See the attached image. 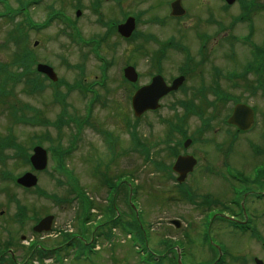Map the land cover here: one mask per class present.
Wrapping results in <instances>:
<instances>
[{
    "label": "rangeland",
    "instance_id": "374dc122",
    "mask_svg": "<svg viewBox=\"0 0 264 264\" xmlns=\"http://www.w3.org/2000/svg\"><path fill=\"white\" fill-rule=\"evenodd\" d=\"M20 2H29L30 0H19ZM199 0H185V6L188 11L186 16L180 20L165 19V24L161 25L151 18L162 17L167 15L166 4L167 0H158L159 6L154 5L151 0H131L124 7L125 12L131 11L133 13H142L137 30L144 34H149L155 39L164 41L169 36H175V42H179L178 48L167 53L164 61V74L168 78L176 73L179 66L184 64L185 55L181 48L187 49L191 56H194L195 61H199L197 55V37L196 33H203L213 36L216 33V27L209 23L210 17L222 25L223 31L219 32L218 38H212L206 43L205 59L202 63V75L205 81L211 77L214 67H218L223 74L237 71L240 73L241 66L251 59L249 53V46L244 43L243 37L248 33V25L246 22L235 23L233 20L240 14V6L235 4L227 10H222L221 7L214 0H205L204 6H200ZM3 2L4 0H0ZM40 5H28V18L36 24H41L47 19L48 9L47 5L52 6L53 9H60L65 15L71 19H75L74 2L73 0H40ZM8 7L12 11L19 9L20 3L18 0H7ZM89 0L83 1V9L79 19V28L82 36L85 39L97 37L104 33V29L96 25L94 17H92L86 10L90 6ZM264 0H259L257 9L251 14L253 23V33L251 42L255 45H260L263 41L264 35V11L262 6ZM103 4V9L107 7ZM208 7V8H207ZM51 8V7H50ZM4 7L0 4V12ZM26 17L19 15L14 20H0V44L4 46L0 49V64L6 65L7 69L4 72H14L20 67L13 65L15 59L16 45L10 37L11 28L13 25ZM118 21V20H116ZM62 25L57 21H53L48 27L41 31H29L28 46L32 50L31 54L33 63H49L57 73L58 77L63 79L68 85L81 82L88 84L90 88L89 95L83 97L75 88L69 89L66 85H61L57 90L64 95L65 105L68 117L84 122V111L87 99H90L91 106L88 114L89 122L81 129H77L73 122L57 126L61 113V105L53 101L54 89L46 82L44 89L32 96L21 90L23 84L18 83L19 87L6 83L3 88H7L14 92V97L11 99V105H14L15 100L19 101L16 110L12 117L9 116L7 110L13 106L7 103L0 102V136L8 134V127L19 142L27 149L29 138L34 134L41 136L44 133L49 135V140L56 145L59 142L62 149L70 147V141L74 134H78L73 140L75 144L72 152L64 157V164L71 175L77 179L78 185L82 190L87 191L95 202V210L92 212L91 219H95L99 215L98 209L104 208L107 188L101 183L100 173H107V177L112 180L117 175H129L132 180L137 182L135 199L132 204L140 211L141 223L147 232V246L154 255H160L165 250L173 248L179 251L182 264H201L202 262L213 261L214 257L208 254L203 249L204 244H200L202 237V223L204 220V213L209 208L202 201L204 196H210L209 201L219 202L222 204L228 203L231 197L229 193V185L222 183L218 179L209 177H199L196 174L187 181L190 187V199L194 204L201 205L199 208L193 207L190 201L187 200L184 194L177 191V188L164 180L160 175L153 172L151 165L145 162L138 152L135 151L132 145L131 128L125 124L130 122L134 124L133 116L130 109L129 95L131 88L127 85L123 86L121 83V69L120 65L132 60L137 65V70L140 75L141 82L147 81V76L152 72L149 67L147 58L142 57L141 52L134 53L138 49L142 40L136 38L131 42L119 41L117 36L107 38L98 48L96 52L98 56L102 57L109 66L103 65V61L98 59L91 46L86 48H78L69 43V39L62 32ZM225 32V33H223ZM215 37V36H214ZM36 42V45H34ZM16 44V45H15ZM178 44V43H177ZM107 46H111L107 47ZM144 49L149 53L155 51L156 44L149 42L143 45ZM199 49V45H198ZM233 52V56L230 55ZM132 55H135L132 58ZM62 57L69 64L83 63V74L80 76L79 72L70 69L64 65ZM36 59V60H35ZM115 61V64H114ZM34 64V66H35ZM105 66V67H104ZM104 67V69H103ZM104 70V73L102 72ZM20 71V70H19ZM225 72V73H224ZM103 74V75H102ZM103 76V77H102ZM203 78V80H204ZM222 79V80H221ZM221 82L218 84L220 91L226 93L228 96H238L242 101L248 105L255 107L256 119L255 127L246 134H240L236 141L234 151L230 150L227 161L233 160V165L236 169L251 171V168L259 163L264 162V95L259 91L256 96L250 95L249 90L246 89L245 82L238 83V79L234 81L225 80L221 77ZM62 80V81H63ZM196 81L193 79L187 87H197ZM234 84V85H233ZM254 85L253 82H251ZM205 86H211L210 83ZM178 97V95L176 96ZM173 99L168 98L162 101V108L154 115H146L141 119L140 125L137 126V134L143 140H147L148 145H152L155 141L164 138L166 131L164 123L160 119H169L173 115L168 107L172 104ZM30 107V112L42 111L41 119L45 121L48 126H30L23 125V123H30L32 121L31 113L26 114L25 106ZM229 106V105H227ZM210 111L208 110V113ZM224 113H220L219 116ZM67 117V116H65ZM62 117L61 119H65ZM90 117V118H89ZM23 122V123H22ZM147 124H151L148 127ZM77 125H80L77 122ZM214 127L206 135H201V139L210 140L204 144L200 142L192 150L197 152L199 162L208 161L214 162L220 160L222 157L213 148L215 143L227 144V137L223 134V128L219 121H213ZM198 126L196 120H192L188 126L190 131H194ZM101 132L112 134L110 139L114 143V150H110L111 145H107L104 141V136ZM250 143L258 145L262 153L258 156L254 155L252 148H249ZM49 142L43 139L44 147L49 146ZM162 148H152V157L158 159L157 152ZM198 148V149H197ZM7 155H11V149L4 151ZM235 152V155H231ZM237 154V155H236ZM159 157L162 161H166L159 152ZM232 158V159H231ZM13 160L6 162V168L0 167V259H5L4 264H32L36 260V253L40 247L43 249H51L55 247L63 248L69 241L63 238L67 235H75L78 239L82 237L96 236L94 229L89 225L87 229L80 230L82 224L78 222V210L76 205L61 204L56 205L47 195H56L58 197L66 198L67 191L70 190L71 185L68 183V174L55 170L56 161L49 157L48 166L44 171L37 172V186L32 190H23L16 187L9 180L2 179L1 174L6 170L11 172L13 176H19L23 172L31 171L29 167L22 164L14 163ZM220 165V164H219ZM222 168V166H221ZM150 171V172H149ZM223 171V170H222ZM153 173V174H149ZM94 174V175H93ZM71 180V177H69ZM131 184L129 178L126 179ZM133 184V183H132ZM45 192V197L41 196L37 190ZM70 193V192H69ZM123 195V193H121ZM116 199L117 207L125 212L127 218L130 216L126 204L121 203V196ZM245 199V207L248 208L249 215L246 218L251 220V224L255 230L254 238L248 233H241L232 230L228 226V222L221 223L216 221L221 219L215 217L211 225V236L215 243H219L226 252V264H248L250 256V247L253 250V244L256 242V237H261L264 240V217L256 216L255 214L264 210V202L256 200L252 195L247 194ZM256 200V201H254ZM202 204L205 205L202 207ZM23 206L21 215L18 217L17 209ZM211 208V207H210ZM220 208V207H219ZM239 214V209L235 211ZM251 216V214H253ZM52 215L54 217L52 229L56 231H72V233H65L58 237L55 233L47 235H34L31 231L38 219L45 215ZM250 216V217H249ZM20 219L17 221V219ZM192 219V220H190ZM171 220H176L180 223L179 228H175L170 224ZM187 221L191 222L190 227L186 226ZM196 222V223H194ZM117 237H113L114 246L111 248L108 244H103L104 238H98L95 241V252L84 257L82 253H73L72 257L63 258L64 255L69 254L70 248L64 249L67 253H57L55 257L62 262V258L67 261L62 264H161L157 261H146L142 250V243L139 240L131 238L130 240H123L120 238V230L113 229ZM187 236L191 237L192 242L189 244ZM22 239H33V244L40 247L37 249L28 247V244L23 243ZM169 240L170 244L166 241ZM178 241V242H175ZM9 242V243H8ZM123 242V243H122ZM137 247L135 248V246ZM207 247V246H206ZM65 248V247H64ZM257 252V249L255 247ZM71 251V250H70ZM253 254V251H252ZM251 254V255H252ZM260 255V253H258ZM167 258L164 264H175V252L167 253ZM233 256V257H232ZM241 256V261L238 259ZM232 257V258H230ZM242 260H245L243 263Z\"/></svg>",
    "mask_w": 264,
    "mask_h": 264
},
{
    "label": "flooded vegetation",
    "instance_id": "af4514ba",
    "mask_svg": "<svg viewBox=\"0 0 264 264\" xmlns=\"http://www.w3.org/2000/svg\"><path fill=\"white\" fill-rule=\"evenodd\" d=\"M83 1L84 0H73L74 6L78 7L80 9L81 13H82V9H83ZM89 1H90V4H89L90 6L87 8L86 11L92 17L95 18L94 21L98 25L102 26L103 28L107 27L109 29V28H111L112 24L115 23L116 20H119V22H121L124 19L123 14H122V12L124 11L123 8L131 0H89ZM151 1L153 2L154 5H158V0H151ZM171 1H173V0H171ZM30 2L35 3L36 6L40 5V3H42V2H40V0H30ZM183 2H185V0H183ZM104 3L108 5L107 7H105V9H103V4ZM198 3L200 4V6L201 5L204 6L205 0H200V1H198ZM119 14L121 16H119ZM80 15L78 17H76V20H74V22H73L75 28L78 31H80L79 22H78L79 19H80ZM185 74H188L189 76L193 75V77L195 79H197L198 82L203 80L202 70L201 71L197 70V71H194V72L192 70H188V71H184V75ZM198 79H200V80H198ZM205 82L209 83L207 80ZM205 87L207 89V86H205ZM171 94H173V93L168 94L167 96H165L164 99L172 97ZM180 94H182V92H180ZM208 95H209V93L206 94V97L209 99L210 97ZM211 98H213V96ZM205 102H208V101L205 99ZM221 107H222V113H224V116L228 118L231 115L233 108H231L229 110V109H226L225 107H223V105H220L219 108H221ZM218 109H217V111H218ZM217 115H218L217 121H220L222 118H221V116H219V113H217ZM230 128H231L230 130L226 131V135L229 137V138H227V140L228 139L230 140V138L232 136H234V133H233L232 130H234L235 133L238 132V130L235 127L230 126ZM180 154H182V155H187V154L190 155L191 153H187L184 150V151H181ZM221 166H222V168H221ZM229 168H232L234 170H238V169L235 168V166L233 165V162L230 161V160L227 161V160H223L221 158L220 160H216L213 163L212 162H208V161H202V166L199 169L198 174L200 175V177L203 178V177H205L208 174V169H215L214 173L217 175V179L221 180V179H223V174L225 172H228L227 169H229ZM256 181H259L260 185H264V177L252 178V180H251L252 183L251 184H252V186L254 188V190L252 192L255 193V195L256 194H262V193L264 194V189L263 190H259V187L256 185L258 183H255ZM230 200H231V198L228 199V202H230ZM256 200H258V201L262 200L260 202H264V198L263 199H256ZM256 200H254V201H256ZM231 206L234 207V205H231ZM241 208L245 212L246 211L247 212L250 211L248 208H246L244 206V204H243V206L241 205ZM253 215H254V213L251 214V216H253ZM255 215L256 216L260 215V216L264 217V210L260 211L259 213L255 214ZM255 247L257 249V252L255 250ZM252 251H253V254H252ZM258 253H260V255ZM259 262H261V264H264V244H253V250H252V247H250V256L248 258V264H259Z\"/></svg>",
    "mask_w": 264,
    "mask_h": 264
},
{
    "label": "water",
    "instance_id": "95a60500",
    "mask_svg": "<svg viewBox=\"0 0 264 264\" xmlns=\"http://www.w3.org/2000/svg\"><path fill=\"white\" fill-rule=\"evenodd\" d=\"M234 0H227L228 3H232ZM172 13L173 15H182L184 11L181 10V8L178 5V2L172 5ZM132 21L129 20L123 28H121V31L124 35L129 36L130 32L132 31ZM38 71L43 72L47 74L50 78L53 80H56L52 70L48 67L39 65ZM126 77L134 82L135 81V75L133 73V70L128 68L125 70ZM160 94L157 93V83L155 80L152 82L151 85L144 87L140 90H138L135 95L132 98V108L134 111L135 116H138L142 111H145L147 109L154 110L157 106V100ZM247 117H243V107L236 108L235 115L232 118L234 122L239 124V127L241 129H248L252 124V113L251 111H248ZM247 114V113H246ZM231 119V120H232ZM33 165L36 170H42L45 166V159H44V153L40 149L36 150L35 155L32 156ZM181 164V159H178L174 168L177 169ZM17 183L30 188L36 184V178L32 176L31 174H25L21 178L17 180ZM52 222V217H47L42 219L37 226L34 228V231L41 232V231H48L50 228V224Z\"/></svg>",
    "mask_w": 264,
    "mask_h": 264
},
{
    "label": "trees",
    "instance_id": "16d2710c",
    "mask_svg": "<svg viewBox=\"0 0 264 264\" xmlns=\"http://www.w3.org/2000/svg\"><path fill=\"white\" fill-rule=\"evenodd\" d=\"M16 40V39H15ZM24 53V52H22ZM22 53L20 55H15V59L13 64L17 67H20L21 70H16L14 72H4L5 69H7L6 65H0V79L2 81V85H4L7 81L11 82L12 84H14L15 86H18L17 84L20 82H25V74L28 71V68H26V56L22 55ZM22 90L25 91V88L23 87ZM2 93H4L3 95L6 94L4 88L1 90ZM0 147H3V145L1 144ZM20 152H22L21 149H19ZM61 156H59L60 159ZM55 203L56 204H64V203H69L68 198H63V197H55ZM132 226V225H130Z\"/></svg>",
    "mask_w": 264,
    "mask_h": 264
}]
</instances>
